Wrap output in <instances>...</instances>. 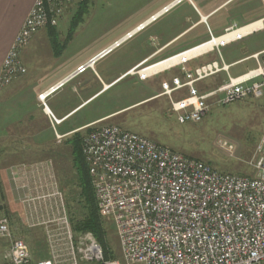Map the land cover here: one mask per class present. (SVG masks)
<instances>
[{
  "label": "built area",
  "instance_id": "1",
  "mask_svg": "<svg viewBox=\"0 0 264 264\" xmlns=\"http://www.w3.org/2000/svg\"><path fill=\"white\" fill-rule=\"evenodd\" d=\"M85 0H35L1 68L0 84L9 85L26 73L20 54L34 35L55 27L67 8ZM184 1L174 0L167 13ZM156 17H153V20ZM138 28H142V25ZM137 28V29H138ZM264 31V18L243 27H228L221 36L210 31L208 41L169 58L146 60L130 70L140 82L179 69L182 77L163 82L162 92L180 124L202 121L211 99L231 105L250 98L264 100V56L257 53L256 68L218 88L201 92L197 84L229 72L223 47ZM127 35L124 40L128 39ZM122 42L103 50L69 78L39 96L45 105L48 95L71 79L94 69ZM217 58L189 69L204 57ZM188 94L174 99L177 92ZM54 125L60 124L51 112ZM215 146L234 157L238 146L219 137ZM82 153L95 191L99 210L113 217L123 254L135 264H264V133L249 165L253 175L219 171L204 161L188 158L147 137L116 125L89 132L82 140ZM50 258L33 262L27 243L13 241L0 264H120L106 259L102 245L90 232L74 235L67 214L45 222ZM11 237L7 218L0 219V238Z\"/></svg>",
  "mask_w": 264,
  "mask_h": 264
},
{
  "label": "rangeland",
  "instance_id": "2",
  "mask_svg": "<svg viewBox=\"0 0 264 264\" xmlns=\"http://www.w3.org/2000/svg\"><path fill=\"white\" fill-rule=\"evenodd\" d=\"M173 1L89 0L86 5H76L64 17L68 23L67 26L61 28L62 36L58 39L54 38L58 43L57 51H60L61 56L56 60L43 57L40 44L35 47V56L29 55L28 58L27 56L23 58L28 65L26 75L28 86L21 98L31 102L34 88L41 87L47 82L54 83L64 74L72 72L78 65L87 64L100 52L131 34L109 55L96 62L94 69H89L68 81L55 97L56 99L63 96L68 97L66 103H77L78 97L72 93L74 89L78 91L80 97H84L98 92L102 82L109 84L114 81L108 89L103 90L75 110L65 126L107 116L97 123V127L116 125L147 137L184 156L209 163L219 171L251 176L253 169L249 163L264 133V100L250 98L225 106L211 99L209 101L210 110L202 121L180 124L177 115L171 111L168 97L157 96L141 102L152 95L161 93L163 82L171 83L173 77L181 76L179 69L153 77L145 82H140L137 76L127 74L121 76L145 53L164 43L185 25L183 18L191 14L187 8L189 2L182 3L165 17L160 19L157 17L140 31L134 32L138 26L155 17ZM223 1L208 0L209 10L216 8ZM192 2L200 7L201 0H192ZM214 14H216L214 21L218 23L231 22L242 26L264 16V0H229ZM54 45L51 43L50 46L54 47ZM262 49H264V32L223 47L221 51L224 61L230 64ZM214 58L217 56L212 54L198 62ZM256 66V61L249 58L245 62L234 65L231 68V75L246 73ZM225 82L226 80L223 81L220 77H214L197 84V87L201 91L214 90ZM0 86L8 85L0 84ZM186 91L175 93L174 99L186 96ZM47 104L50 105V101ZM3 110H9V108ZM80 134L84 136L86 131ZM219 137L228 138L237 144L238 150L234 157H230L215 146L216 139ZM73 138L66 140L69 141V146ZM50 153H55L53 156L55 174L70 225L74 235L77 236L81 232H75V225L81 224L86 216L93 213L92 205L87 201L88 190L91 188L83 183L85 181L84 172L80 165L76 163V167L72 163L70 149L65 156L57 152ZM5 215L6 212L0 210V217ZM98 219L103 236L97 239L109 258L120 264H135L125 259L113 217L101 212L98 208Z\"/></svg>",
  "mask_w": 264,
  "mask_h": 264
},
{
  "label": "crops",
  "instance_id": "3",
  "mask_svg": "<svg viewBox=\"0 0 264 264\" xmlns=\"http://www.w3.org/2000/svg\"><path fill=\"white\" fill-rule=\"evenodd\" d=\"M228 1L224 0L212 10L208 8V0H201L200 7H197L192 0L184 1L189 2L190 6L188 5L187 8L191 14L183 18L185 25L182 29L176 31L174 36L165 40L164 43L152 51L145 53L139 61L132 64L121 76L125 74L130 76V70L146 60L150 62L163 60L208 41L210 31L214 36H221L228 27H243L264 18V16H260L242 26H237V24L231 22L225 24L214 21L216 15L214 13ZM34 2L35 0H0V73L3 61L15 37L20 32ZM181 4L162 14L164 7L155 17H159V19L165 17ZM76 5L80 4H74L66 9L57 26L42 28L34 35L20 54L22 64L26 68V73L18 76L8 86H0V210L6 212V215L1 216L0 219H8L11 234V237L0 238V263L4 262L5 255L9 251L13 241L18 238L23 239L27 243L33 262L50 258L44 224L45 222L61 218L65 213L67 214L54 170L55 159L53 156L55 153H52V155L50 152H57L65 156L66 152L69 149L71 150V145L69 146L66 140L74 137L77 133L86 131V134L83 136L84 138L92 130L100 128L97 127V123L107 118L106 116L76 125L65 126L72 118L71 114L75 110L86 104L103 90L108 89L114 81L109 84L102 82L101 89L98 92L84 97H80L78 91L74 89L72 93L78 97L77 103H66L68 97L64 96L59 99L55 98L67 85V82L56 92L47 96L45 105L39 100L41 94L65 82L81 65H78L72 72L64 74L63 77L54 81V83L47 82L41 87L34 88V93L31 94V102H28V99L21 98L23 91L28 86L26 78L28 65L23 58H26V56L28 58L29 55L35 56V47L40 44L42 46L41 54H43V57H47L48 59L53 58L54 60L60 57L61 53L57 51L58 43L54 38L58 39V37L62 36L63 32L61 28L67 26L68 23L64 17ZM152 21L151 18L142 26ZM137 28L134 32L140 31ZM47 43L49 44L48 47ZM51 43L55 44L54 47L50 46ZM29 52L31 53L29 54ZM257 53H262L264 56V49L228 64L230 66L229 72H223L216 76V78L220 77L221 80H226L227 82L229 77L236 78L248 73L250 70L246 73L233 76L231 75V68L238 63L252 58ZM215 59L202 60L200 62L198 60L197 63L196 61L192 62L188 68L193 70L197 66ZM178 77H182V73ZM159 94L152 95L141 102L157 97ZM186 94H188V90ZM48 101H50V105L47 104ZM4 108H9V110L2 111ZM47 110L61 121L60 124L54 125L51 122ZM43 242L45 243L44 245L42 244Z\"/></svg>",
  "mask_w": 264,
  "mask_h": 264
},
{
  "label": "trees",
  "instance_id": "4",
  "mask_svg": "<svg viewBox=\"0 0 264 264\" xmlns=\"http://www.w3.org/2000/svg\"><path fill=\"white\" fill-rule=\"evenodd\" d=\"M88 2L89 0H85L83 3H80V5H86ZM82 140H83V136L80 133L75 134L73 138V142L70 144L71 145L70 153H71L73 164L77 167L76 163H78L84 172L83 175H84L85 181L83 183L87 184L89 188H91L90 190H88L87 201L91 203L92 205L91 208H92L93 213L89 216H86V218L82 220L81 224L75 225L74 230L75 232H81V233L90 232L97 239V238H102L103 236L102 227L98 219V206H97V201H96L95 193L93 190L91 178L88 172V167L85 162V158L82 153ZM209 165L212 166L211 164ZM104 253H105L106 259H110L107 253L105 252V250H104Z\"/></svg>",
  "mask_w": 264,
  "mask_h": 264
},
{
  "label": "bare ground",
  "instance_id": "5",
  "mask_svg": "<svg viewBox=\"0 0 264 264\" xmlns=\"http://www.w3.org/2000/svg\"><path fill=\"white\" fill-rule=\"evenodd\" d=\"M152 20H153V18H152ZM144 26H142V28H143ZM142 28H138L137 30H141ZM47 113H48V110H47Z\"/></svg>",
  "mask_w": 264,
  "mask_h": 264
}]
</instances>
